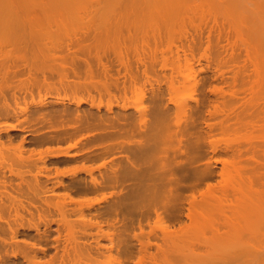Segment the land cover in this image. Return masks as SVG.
<instances>
[{"label": "bare ground", "instance_id": "6f19581e", "mask_svg": "<svg viewBox=\"0 0 264 264\" xmlns=\"http://www.w3.org/2000/svg\"><path fill=\"white\" fill-rule=\"evenodd\" d=\"M224 66L231 68L229 74ZM208 70L207 77L203 72ZM138 84L147 88V97ZM55 87L87 97L136 96L135 102H123L116 111L89 113L88 118L112 140L98 146L99 154L117 151L124 162L103 176L104 184L128 186L145 174L155 190L169 192L144 207L161 226L151 232L150 240L138 241L141 258L148 262L140 258L138 264H264V0H0V109L11 110L6 97L14 102L18 96ZM79 98L73 108L60 98L49 103L39 100L29 117L26 112L31 131H25L21 141L40 145L60 139L57 126L50 130L46 126L51 122H45L53 114L65 113L82 122L85 112ZM68 126L66 131L72 127ZM15 130L13 124L1 126L0 139L10 142L9 134ZM119 135L127 136L125 142ZM218 137L225 138L224 160L217 156ZM140 139L161 142L146 148ZM201 147L212 155L206 162L200 154L192 155ZM69 148L47 149L44 156L34 150L25 153L26 158L18 150L17 179L12 177L15 170L6 167L8 175L5 164H0L4 166L0 170L2 248L19 247L20 226H12L9 217L39 207L53 213L49 220L55 216L67 224L61 249L68 263L82 264L95 255L109 257L113 238L96 221L98 211L51 201L64 181L55 180L57 175L51 182L50 169L56 170L61 158H73ZM14 157L13 165L6 161L12 167ZM10 184L20 189L26 185L24 190L32 187L33 202L25 197L27 209L22 198L18 202V196L7 193ZM189 187L195 190L189 198L178 196L177 188ZM108 208L117 215L116 204ZM35 226L37 237L48 236L50 225L42 226V231ZM137 227L141 230L139 222ZM58 239H51L52 245L57 244L54 251ZM45 251L30 247L13 258L0 257V264H20L17 254L29 264H40L38 255Z\"/></svg>", "mask_w": 264, "mask_h": 264}, {"label": "rangeland", "instance_id": "374dc122", "mask_svg": "<svg viewBox=\"0 0 264 264\" xmlns=\"http://www.w3.org/2000/svg\"><path fill=\"white\" fill-rule=\"evenodd\" d=\"M224 68L229 71L228 72L227 70H224L227 74H229L231 71V68H229L227 66H224ZM203 73L207 77L211 76V73L209 72V70L204 71ZM207 73H208V75H207ZM24 78H23V80H24ZM141 85L142 84H138L136 87H138V90H142V92H144V96L147 97L145 94V91H147V88L143 89V85L142 86ZM54 89H50V90L49 89H47V90L41 89L40 91H34L32 93V95H29V96L28 95H21V96H18V98L14 102L9 97H6L11 110L5 112V111H2L0 109V119H1L0 120V128H1V126L5 125V124H10V125L13 124L16 126V130L9 134L11 137L10 142H8L7 141L8 139H6V138L0 139L1 143H2V144H0V164L1 165L5 164L4 165L5 167L0 165V167H1L0 170H2L3 167H4V169L6 167L7 168L9 167V168H11V171L15 170V172L13 171V173L15 175L12 172L11 173L14 176L12 174L11 175L14 179H17L15 176H16V173L20 170L21 165L20 164L18 165V163H16L19 161L17 160V157H14V156L18 155L19 151L23 150L24 153H22L21 155H22V157L26 158L28 156V154H30V151H34V150H35L34 153L41 154V156H44L51 149L54 150V149H57L60 147V149L62 148L63 150L62 149L61 150L64 151V150H66V148L70 147L69 150L71 151V149L73 148L72 149L73 152L72 151L69 152L70 154L74 155L73 158H71V159L61 158V159H59V163H57L55 165L56 170H55L54 166L52 168H54L55 171L52 168L50 169V170H52V172L49 170L50 171L49 175L51 176V178L49 177L50 180H52L54 176L57 177V175H59L58 176L59 178L54 177L55 180L62 178L61 180L64 181V182H62L63 187L62 186L59 187V190H57L59 192L56 191L57 195L53 199H51V201L52 202H54V201L55 202H57V201L62 202L63 201L64 203L68 202L69 205L72 204L71 207H75V208H79L81 206H84V207L90 206L92 211L93 210L98 211L97 213H95V215L97 216L96 221L99 222V224L103 227L104 231H108L109 234L112 235L111 237L113 238V239H111L112 240V243H111L112 246H111V251H110L109 257H107V255H95V256H93V258L91 260L83 261L82 264H138L140 261V258H141V254L139 253L138 241L146 242L147 240H150L151 235H152L151 232L154 230L156 231L158 229V227L161 226V224H159L160 222H158L156 220L154 215L148 211L149 210L148 208L150 207L153 200H157V198H162L163 196H167L169 194V192H166L165 189L164 190L163 189L155 190L156 188L152 187L151 183L149 182V178L145 174H143V176L141 175V178L139 177V179H138V181L140 180L143 183L138 182V181H135V182L132 181V182H130V184L128 183V186L131 185L130 187H128L126 185L123 187L121 186L122 188L121 187H111L110 188L109 187V186H111L110 184H108V185L104 184L103 182H104L105 178L103 176L109 170H111L112 167L113 168H116V167L121 168L123 166L124 162H121V159H120L121 157H119V155H121V154L118 153L117 151L115 153L114 152L107 153L106 151L105 152L103 151L104 153H107V154L106 155L103 153H101L103 155L99 154L100 152L97 150L100 146L103 145L102 142L103 141L106 142V140H108L109 142H106V143L104 142V144H107V143H110V141H112V140H110L111 138L107 137V135H104L105 132H104V130H102L103 127H100L99 123H97L96 121H91L88 118L89 113L95 114V113L99 112L101 115H104L106 110L116 111L118 109V106L120 107L121 104H123V102H125V103H127V101L128 102L129 101L135 102V100H137L136 96L128 93L125 97L122 94L114 93L111 96H99V95L93 94L92 97H87L86 95H83V93L78 94V92L77 93H74V91L71 92L72 89L71 90H69V89L63 90L62 89L63 91L61 89H57L58 92L56 91V87ZM116 94H118V95H116ZM55 95H57V96H55ZM67 96H68V98H67ZM76 96H77V99H76ZM79 97H81V99H82L81 107H82V109H84V112H85V118L81 119L83 123L81 121H78L79 122L78 123L77 120L74 119V117L68 115L67 113H65L64 115L63 114H57V115L53 114L50 116V119L47 118V120H50V121L45 122L46 123L45 125H47V124L49 125L48 122H51L50 126H46V128H49L50 130H51V128L54 129L55 126H57V128L59 130L58 132L62 133V134H60L61 140L58 138V140H55L56 141L55 142L54 140L49 141V139H48L47 141L44 140L45 142L40 143V145L38 143L37 144L36 143L33 144L32 142L28 143L27 141H29V140H26L24 143H23V141H21L23 134L26 133L25 131H27V134H28V132L31 131V124L29 122H27V119H28L27 117L30 116V113L32 111L31 109L35 105H37V103H39V100L49 103L50 100H51L50 102H52V101H55L57 99L58 100L61 99L63 101L64 105L73 108L75 106L74 102L75 101L77 102V100L80 99ZM145 97H144L145 100L143 99L144 104H145V102L147 103V100H146L147 98H145ZM8 98L10 100H8ZM132 98H133V100H132ZM68 101H70L72 103H70ZM84 101H85V103H84ZM0 104H2V103H0ZM89 104L91 107L89 106ZM118 104H120V105H118ZM147 105L148 104H145V106H147ZM98 106H99V109L97 108ZM55 107L61 108L62 106L56 105ZM107 107H109V108H107ZM26 112L29 114H27ZM26 114L28 115L27 117H26ZM56 116H58V118L60 120H57L58 118ZM6 117H8V118H6ZM52 118H54V119L52 120ZM65 118L67 119V121ZM70 118H73V119H70ZM61 119H62V121H61ZM73 121H75V122H73ZM53 122H54V125L52 126ZM95 122H96V124H95ZM27 124L29 125L28 126L29 128L27 127ZM67 124L72 126L74 129L72 130L71 129L72 127L68 126ZM82 124H83V126H82ZM58 125L61 127L59 128ZM64 126H65V129H64L65 134H63L64 133L63 130L62 131L60 130V129H63ZM67 126L70 127L69 128L70 130H67L68 132L71 131L70 133H68L66 131V129H68ZM87 126H89V128ZM98 126L102 129L100 130V128H98ZM28 129L30 131H28ZM85 129H86V131H85ZM98 132H100V133H98ZM89 133H91V134L93 133V134L92 135L90 134V137L87 138V136H89ZM27 134H25V135H27ZM102 134H103V136H102ZM62 135H64V136H62ZM118 137H122L121 138V141H122V139H124V140L126 139L123 137H127V136L119 135ZM129 138L130 137H128L127 139L129 140ZM77 139H78V141H77ZM124 140L122 142H125ZM136 140H139V139H136ZM140 140H142V139H140ZM74 141H76V142H74ZM119 141H120V138H119ZM147 141H148V143H147ZM147 141L142 140L141 141V142H143L142 146L145 145L146 148H152V147L154 148V147L159 146L158 144H160V142H161L160 139H156L154 141L149 139ZM149 141H151L150 146L148 145V144H150ZM224 141H225V138L218 137L219 148L217 150V156L221 157L222 160H224L226 158L224 156V153H223L224 152L223 149H224V145H225ZM26 142L28 144H26ZM53 142H54V144H53ZM93 142H94V144H93ZM152 142H154L155 144ZM21 143H23V144H21ZM70 145H72L73 147L71 148ZM91 145H92V147H91ZM107 145H105V146H107ZM146 145H148V146H146ZM26 146H28V148ZM93 146H95L97 148H95ZM31 148H32V150H31ZM34 148H36V149H34ZM47 149H48V151L46 152ZM206 149L207 148H205V147H201V149L194 150L192 152V155L199 156V154H200L201 161L206 162V160H208L212 156V155H210V152H209L210 150H206ZM27 150H29V151L26 152ZM74 151H76V152H74ZM108 152H110V151L108 150ZM25 153L27 156L24 155ZM93 153L95 156H93ZM208 154L210 155V157ZM3 155L6 158L3 157ZM104 155H105V157H104ZM97 156H99V157H97ZM1 157H3V159ZM12 157H14V161L16 160L15 165H14L15 167L14 166L12 167V165L14 164L11 161ZM1 159L3 161H1ZM7 159L10 161V162L8 161L10 164L12 163V165H10L9 163L6 162ZM214 160H215V162H219L220 159L219 160L217 159L218 161H216V159H214ZM214 160L213 161L211 160V161L214 162ZM142 161H143V159H142ZM2 162H4V163L2 164ZM143 162H141V160L139 161V163H141L140 166L143 165L142 167L144 168ZM6 164H8L9 166H7ZM220 164H221V162L218 163L217 165L220 166ZM16 165H18V166L16 167ZM102 165H104V166L101 167ZM7 168L5 170L7 171L6 173L9 175V173H8L9 170ZM16 169H17V171H16ZM23 170L21 169V171H23ZM54 172H56L57 174ZM45 175H47V174H45ZM91 177L93 178V181L89 180V179H91ZM146 178H147V180H146ZM53 181L54 180H52L51 182H53ZM89 181L94 182L96 185H94L93 183H92L93 184L92 185L91 182H89ZM16 182L14 184H16ZM187 183L184 185H187ZM14 184H10L9 187L7 185V189H6L7 193L13 197L18 196L19 199H17V198L16 199L18 200V202L22 201L21 202L22 204L25 201H27V203H28V200H26L25 197L27 199H29V203H32L33 200L31 201V199H32V192L33 191L31 189H29L32 187L27 186L28 188L26 187V190H24L26 185H23V187H22L23 190H22L20 188H16V186ZM212 184L217 185V183L215 181H212ZM212 186L214 187V185H212ZM204 187L205 186H202L201 188H203L205 191L206 187L205 188ZM17 189L19 191H16ZM177 189H176V191L179 193H177L176 191H172V194L174 195V193H177L178 196L182 195V197H184V198H189L191 196V194L195 191L194 189L192 190V188H190V187L185 188V189L181 188L183 190H181L179 188V191ZM203 189H200V190H203ZM20 190H22V191H20ZM28 190L29 191L31 190V192H29ZM26 191H28V192H26ZM21 192L25 193V195L24 194L22 195ZM155 192H156V194H155ZM201 192L202 191H200V193ZM26 193H31V194L26 195ZM20 194L24 197H22ZM177 194H175V195H177ZM27 196H29V197H27ZM148 196L149 197L151 196V197L149 198ZM195 196H198V198L195 197L194 199L196 200V198H197V200H199V194H196ZM20 198H22V200H20ZM17 200L15 202L16 205L18 204ZM69 201H71V202H69ZM27 203L25 202L23 204V206L25 208L27 207ZM110 203L116 204V214H117L116 216L110 214L107 211V209H109L108 204H110ZM34 204L37 205V207H38V204L36 202H34ZM13 205H14V203H13ZM145 205L147 207L148 206L149 207L148 208L146 207L147 209H145L144 208ZM30 210H29V213H32V214H29L26 212H25L26 213L25 214L24 212L23 213L20 212L21 216L15 217L13 214V216L9 217L8 220L11 222L12 226H15V227L20 226L18 229V232L20 231V233L18 234L17 239L21 243L19 242V244H18L19 247H17V249L16 248L15 249L14 248L8 249L7 247L2 248L0 246V257H4L5 255H7V257L13 258L12 256L14 253H21V252H26V251L28 252L30 247H34V249L42 247V248H45L46 251H45V254H39L38 255L39 259L37 261L40 262V264H43V263L44 264H46V263L47 264H61V262H62V264H70V263H68L66 258L63 256V251L61 249V247L64 244V240H65L64 236L66 235L65 233H67L65 231L66 228L64 227L65 224H63V222H61V221L59 222V220H58V219H60L59 217L53 216V218H51V220H49L50 217H52L53 213L51 215V214L47 213L48 211L47 212L42 211V209L39 207H38V211L33 210V209H30ZM107 212H108V214H107ZM48 214L51 216H49ZM147 214H149V215H147ZM44 215H46V216H44ZM146 215L151 216V217H148L149 218L148 219ZM5 218H7V217H5ZM45 219H47L49 221L47 222ZM68 219L73 220L74 218H68ZM144 219H146V220H144ZM50 221L51 222L53 221L52 224ZM65 221H68V220H65ZM134 221H135V223H134ZM146 221H148V222H146ZM45 222H47L48 224ZM138 222L140 223L141 230H139V228L137 227ZM34 224L37 226V229H39V231H42L44 229V227H48L47 225H50L49 227L51 229L48 228L49 229V234H47L48 236H45L44 238L42 236L40 238L37 237L35 235V232L33 231ZM45 224H46V226H45ZM42 226H43V229H42ZM65 226H67V224ZM94 229L95 228L92 229V233H96V229L95 230ZM6 235L7 236H5V237H7V239H8L9 234L6 233ZM55 237L59 238L60 240L58 239L59 248H57V250L54 251L53 248L56 249L55 245H57V244L54 243L53 244L54 247H53L52 240ZM50 242H51V244H50ZM61 243H63V244L61 245ZM5 249H6V251H4ZM19 250H21V251H19ZM152 252H154V251H152ZM16 258H17V263L21 262L22 264H25V263L29 264L28 261L25 262L24 260L21 259L20 254H17ZM145 259L141 258V261L144 260V262H145L147 260V259L146 260ZM30 260H32L31 257H30ZM41 261H43V262L41 263ZM145 263H148V262H145Z\"/></svg>", "mask_w": 264, "mask_h": 264}]
</instances>
